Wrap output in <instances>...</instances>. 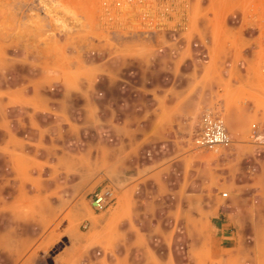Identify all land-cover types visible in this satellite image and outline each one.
Instances as JSON below:
<instances>
[{
  "label": "rangeland",
  "instance_id": "1",
  "mask_svg": "<svg viewBox=\"0 0 264 264\" xmlns=\"http://www.w3.org/2000/svg\"><path fill=\"white\" fill-rule=\"evenodd\" d=\"M216 2L214 14L243 22L242 33L235 38L213 36L204 43L196 36L194 23L199 0H0V122L3 115L11 125L12 154L31 164L21 182L18 170L6 180V170L0 169V241L29 237L31 252L32 239H45L33 257L47 264V257L68 244L74 227L89 229L88 221H78L76 213L104 212H93L90 206L91 193L111 184L102 175V164L113 153L102 144L101 116L120 104H131L138 85L163 89L172 75L165 70V53L183 49L189 55L206 48L236 56L228 82L217 89L215 104L196 115L178 114L186 121L180 129L185 144L194 147L207 113L222 116L227 127V112L241 99L254 102L249 130L252 124L264 129L256 116L264 112L262 54L256 41L264 0H234L236 9L228 1ZM188 20L194 26H188ZM186 60L189 57L167 60L179 64L175 75L184 85L196 79L195 72H181L182 66L188 67ZM158 64L161 69L155 68ZM242 66L252 71L254 79L235 87L231 82ZM107 83L121 85L115 97L107 95ZM11 90L18 91L13 105L5 102ZM3 133L0 130V142ZM232 140L216 152L199 150L201 160L212 164L223 180L230 172L243 176L248 150H264L251 144L248 135ZM16 192L25 199L5 207L1 198ZM8 252L0 249L2 255Z\"/></svg>",
  "mask_w": 264,
  "mask_h": 264
},
{
  "label": "crops",
  "instance_id": "2",
  "mask_svg": "<svg viewBox=\"0 0 264 264\" xmlns=\"http://www.w3.org/2000/svg\"><path fill=\"white\" fill-rule=\"evenodd\" d=\"M199 1L194 23L196 36L204 43L213 36L235 38L242 33L243 22L214 14L216 0ZM225 1L230 7L234 4V0ZM233 7L236 9V3ZM194 23L186 22L191 27ZM183 57L189 60L181 72L196 73V79L187 85L175 75L179 64L167 62ZM235 57L233 52L206 48L189 55L183 49L165 53V70L172 75L163 89L153 84L138 85L131 104H120L114 112L101 116L102 144L113 153L103 162L102 175L111 181L115 200L103 213L91 215L83 210L75 214L90 227L87 231L74 227L68 244L51 256L53 264H264V150H248L243 176L230 172L223 180L180 134L186 121L178 114L196 115L214 105L217 89L228 82ZM226 58V64L222 63ZM158 65L155 68H160ZM235 73L231 82L235 87L254 79L246 66ZM120 87L119 83H107V95L115 97ZM189 90L193 92L190 96ZM15 92L11 90L6 103L12 104ZM252 104L241 99L238 106L228 110L227 129L232 139L247 137L249 121L254 117ZM112 107L109 103L108 109ZM2 116L0 169L6 170V180L18 170L23 174L18 178L21 182L31 172V164L24 156L12 154L13 140H8V135L13 132L9 120ZM256 116L264 126V112L258 111ZM233 153L236 155V148ZM22 199L25 197L19 192L1 198L5 207ZM35 240H31V252L29 237L0 241V249L10 250L0 253V264H42L33 257V251L45 239ZM80 251L85 255H78Z\"/></svg>",
  "mask_w": 264,
  "mask_h": 264
},
{
  "label": "built area",
  "instance_id": "3",
  "mask_svg": "<svg viewBox=\"0 0 264 264\" xmlns=\"http://www.w3.org/2000/svg\"><path fill=\"white\" fill-rule=\"evenodd\" d=\"M256 41L262 54L261 71L264 72V17L257 24ZM249 141L257 147H264V129L257 124H252L248 133ZM227 127L222 116L216 112L207 113L198 134L193 140V145L198 150L216 152L232 144ZM113 189L110 183H105L90 195V206L93 211L102 212L114 203ZM226 196V193L222 194ZM86 227V225H84Z\"/></svg>",
  "mask_w": 264,
  "mask_h": 264
},
{
  "label": "water",
  "instance_id": "4",
  "mask_svg": "<svg viewBox=\"0 0 264 264\" xmlns=\"http://www.w3.org/2000/svg\"><path fill=\"white\" fill-rule=\"evenodd\" d=\"M46 262H47V264H53V263H52V260H51V257H47V258H46Z\"/></svg>",
  "mask_w": 264,
  "mask_h": 264
}]
</instances>
